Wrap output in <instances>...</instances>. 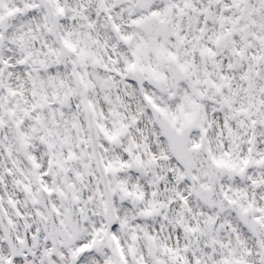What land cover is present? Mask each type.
<instances>
[{"label": "snow or ice", "instance_id": "obj_1", "mask_svg": "<svg viewBox=\"0 0 264 264\" xmlns=\"http://www.w3.org/2000/svg\"><path fill=\"white\" fill-rule=\"evenodd\" d=\"M0 264H264V0H0Z\"/></svg>", "mask_w": 264, "mask_h": 264}]
</instances>
